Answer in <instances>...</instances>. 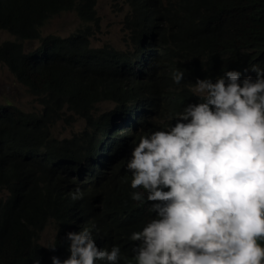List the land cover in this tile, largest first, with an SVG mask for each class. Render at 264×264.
<instances>
[{
	"label": "trees",
	"instance_id": "1",
	"mask_svg": "<svg viewBox=\"0 0 264 264\" xmlns=\"http://www.w3.org/2000/svg\"><path fill=\"white\" fill-rule=\"evenodd\" d=\"M98 1L0 0V29L16 37L0 44V62L43 104L37 113L0 101V190H7L0 195V264L63 261L67 233L84 227L99 249L120 246L118 264H135L140 242L130 236L157 214L152 202L131 198L143 191L131 188L126 167L134 143L201 102L191 91L197 79L214 83L234 70L242 82L256 79L253 67L264 71V0H127L134 35L126 50L91 46L101 28ZM63 10L77 13L78 29L43 36V24ZM26 39L41 44L25 51ZM177 70L184 71L180 84ZM104 100L115 107L96 115ZM64 108L86 126L59 138L52 127ZM77 187L83 197L72 200ZM48 226L54 236L46 246L40 239Z\"/></svg>",
	"mask_w": 264,
	"mask_h": 264
},
{
	"label": "clouds",
	"instance_id": "2",
	"mask_svg": "<svg viewBox=\"0 0 264 264\" xmlns=\"http://www.w3.org/2000/svg\"><path fill=\"white\" fill-rule=\"evenodd\" d=\"M253 71L256 79L242 82L234 70L214 83L197 79L191 91L201 102L134 143L126 167L131 188L143 191L131 198L152 202L157 214L130 236L140 242L135 264H264V71ZM183 79L184 71L174 72V83ZM67 239L70 256H53L52 264L122 259L119 245L99 249L87 227Z\"/></svg>",
	"mask_w": 264,
	"mask_h": 264
},
{
	"label": "rangeland",
	"instance_id": "3",
	"mask_svg": "<svg viewBox=\"0 0 264 264\" xmlns=\"http://www.w3.org/2000/svg\"><path fill=\"white\" fill-rule=\"evenodd\" d=\"M98 14L101 18V28L91 37V46L99 47L105 44L118 49L126 50L133 46L134 14L130 10L127 0H99L97 4ZM129 15V16H128ZM131 20L129 21L128 20ZM81 20L74 10H63L54 14L41 27L43 36L55 34L67 36L78 29ZM140 28V27H138ZM15 35L6 29H0V44L6 40H15ZM39 39H26L25 51L39 47ZM0 101L13 102L26 111L41 113L43 104L38 96L31 93L26 85L19 82L16 75L4 63L0 62ZM113 101L104 100L97 104L95 114L101 115L115 107ZM86 126L85 120L73 111L64 108L63 116L53 125L52 130L59 138L70 137L75 132L82 131ZM7 190H0L1 196H6ZM54 236V229L48 226L41 234V242L48 245Z\"/></svg>",
	"mask_w": 264,
	"mask_h": 264
},
{
	"label": "bare ground",
	"instance_id": "4",
	"mask_svg": "<svg viewBox=\"0 0 264 264\" xmlns=\"http://www.w3.org/2000/svg\"><path fill=\"white\" fill-rule=\"evenodd\" d=\"M70 158V157H69Z\"/></svg>",
	"mask_w": 264,
	"mask_h": 264
}]
</instances>
